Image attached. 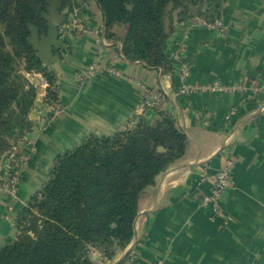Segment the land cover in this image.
Segmentation results:
<instances>
[{
  "label": "crops",
  "instance_id": "obj_1",
  "mask_svg": "<svg viewBox=\"0 0 264 264\" xmlns=\"http://www.w3.org/2000/svg\"><path fill=\"white\" fill-rule=\"evenodd\" d=\"M79 4L86 32L68 30L60 60L51 67L61 110L52 116L43 95L35 99L32 129L22 140L33 150L16 151L27 156L16 199L0 192V248L15 239L14 221L47 181L55 159L90 136H111L135 122L152 124L157 114L141 101L146 90H158L166 93L161 109L174 116L189 147L185 159L161 174L139 203L138 214L152 211L135 223L134 264H264V96L251 101L242 93L181 96L172 75L126 61L111 44L98 53L93 31L103 27L102 13L94 0ZM220 20L222 35L190 21L175 25L166 56L189 63L193 86L264 83V0H227ZM94 63L102 72L81 84L79 75ZM225 159L233 166L223 211L215 216L200 203L212 181L200 177H212ZM92 257L100 261L97 253Z\"/></svg>",
  "mask_w": 264,
  "mask_h": 264
},
{
  "label": "trees",
  "instance_id": "obj_2",
  "mask_svg": "<svg viewBox=\"0 0 264 264\" xmlns=\"http://www.w3.org/2000/svg\"><path fill=\"white\" fill-rule=\"evenodd\" d=\"M61 1L66 17L79 7V0ZM94 1L104 38L120 44L123 59L172 75L174 62L165 48L175 25L193 19L213 25L227 0ZM46 9L44 0H0V162L32 129L37 91L26 75L43 76L50 104L57 103V78L29 43V25L46 32ZM153 109L152 124L90 136L55 159L47 181L14 221L16 236L0 248V264H104L127 248L140 201L189 147L174 116Z\"/></svg>",
  "mask_w": 264,
  "mask_h": 264
},
{
  "label": "built area",
  "instance_id": "obj_3",
  "mask_svg": "<svg viewBox=\"0 0 264 264\" xmlns=\"http://www.w3.org/2000/svg\"><path fill=\"white\" fill-rule=\"evenodd\" d=\"M68 24L62 25L60 27V40L61 45L63 40L65 39L66 33L68 30H76L77 32L84 34L86 31L84 27L80 23V19L78 17V11L73 10L72 13L69 14ZM190 22L207 27H214L218 30L219 35H222L224 32V25L221 20L215 22L213 25H207L200 19H193ZM104 28L99 27L93 31L94 36H96V50L100 53L101 47L104 45H108V43L104 38L103 33ZM120 44L117 46L119 48L120 56ZM103 68L98 64L94 63L88 67V69L79 75V82L81 84H85L92 77H94L97 73L102 72ZM112 74L117 75V72L112 70ZM172 77L178 84V94L181 96H187L196 92H205V91H214V92H224V93H242L245 95L246 100L251 101L255 100L260 96H264V83H256L254 81L249 83H244L242 81L232 84V85H221L219 83H214L210 87H197L190 85L188 83L189 77V63L185 60L175 59L174 61V70ZM166 93H163L158 90H146L143 94L141 106L148 108L161 107L162 103L165 101ZM60 107L57 103L51 104V115L53 116L55 113L60 111ZM52 119L49 118V121ZM136 124L133 123V125ZM132 125V126H133ZM23 140V139H22ZM22 140L18 143V146L15 147L7 157H5L0 162V192L7 196L11 201H14L17 196V191L19 187L20 177L22 170L26 164V158L21 155L18 156L16 154L17 149L22 148L28 153H30L32 148V143L26 142L23 143ZM233 166V162L230 159H225L222 165L215 171L212 177L209 176H201L200 182H205L206 180L211 179L212 187L208 194H205L201 197L200 203L204 207H208L213 215H219L223 211L222 209V197L227 190L230 183V174ZM10 211L11 206L7 207L6 213L4 215V219L6 221L10 220ZM230 221V218L227 217L224 224H227ZM135 256L133 253H129L119 264H134Z\"/></svg>",
  "mask_w": 264,
  "mask_h": 264
},
{
  "label": "water",
  "instance_id": "obj_4",
  "mask_svg": "<svg viewBox=\"0 0 264 264\" xmlns=\"http://www.w3.org/2000/svg\"><path fill=\"white\" fill-rule=\"evenodd\" d=\"M47 4L46 12L42 14V18L46 21V32L39 34L36 27L29 25V43L32 49L35 51L37 57L40 59L44 67H51L60 60V55L54 53L55 50H58L61 46L60 40V27L64 24L66 15L61 13L62 8L61 0H44ZM201 10V5L194 10V14L198 15ZM104 28V25H103ZM222 147L220 148V150ZM169 170V169H168ZM152 209L137 214L133 221V238L127 249L124 250V253L111 264H119L131 251L135 243L136 230L135 223L136 221L149 214Z\"/></svg>",
  "mask_w": 264,
  "mask_h": 264
},
{
  "label": "rangeland",
  "instance_id": "obj_5",
  "mask_svg": "<svg viewBox=\"0 0 264 264\" xmlns=\"http://www.w3.org/2000/svg\"><path fill=\"white\" fill-rule=\"evenodd\" d=\"M78 11V17L80 16V12L81 11V6L79 4V7H77L76 9ZM61 13H65L64 11H62V8L60 10ZM68 16L65 18V22L63 25H67L68 24V20H67ZM59 50V49H58ZM59 54V53H58ZM62 54V51L60 52V56ZM52 67V66H51ZM49 67V68H51ZM28 81L33 85V87H35L36 91H37V96L36 98L38 97H42L41 95H43V97L46 99L47 103L50 104V100L49 98L47 97V92H46V89H47V83L46 81L44 80L43 76H41L40 74H37V73H32V74H28L26 75ZM43 91H45V93H43ZM34 106V105H33Z\"/></svg>",
  "mask_w": 264,
  "mask_h": 264
}]
</instances>
